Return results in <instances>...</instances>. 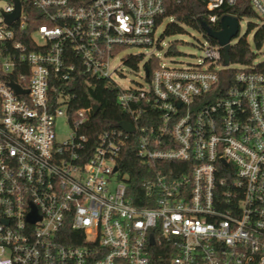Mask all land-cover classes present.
I'll use <instances>...</instances> for the list:
<instances>
[{
	"label": "built area",
	"instance_id": "obj_1",
	"mask_svg": "<svg viewBox=\"0 0 264 264\" xmlns=\"http://www.w3.org/2000/svg\"><path fill=\"white\" fill-rule=\"evenodd\" d=\"M17 1L8 23L16 2L0 0V264H264V71L224 66L205 36L198 65L150 70L151 54L147 86L121 89L110 61L159 46L164 0ZM199 1L213 25L238 1L264 17V0ZM99 84L134 130L114 123L90 152L96 103L74 104ZM129 144L155 172L148 206L118 166Z\"/></svg>",
	"mask_w": 264,
	"mask_h": 264
},
{
	"label": "trees",
	"instance_id": "obj_2",
	"mask_svg": "<svg viewBox=\"0 0 264 264\" xmlns=\"http://www.w3.org/2000/svg\"><path fill=\"white\" fill-rule=\"evenodd\" d=\"M165 15L164 17H172L175 22L170 23L164 30V35H173L181 33L182 29L179 23L190 26L194 29L201 31V21L210 25L212 30L219 29V24H211L208 21V17L204 8L203 2L199 0H164ZM224 13H230L237 18L242 16H254L255 14L247 5L238 1L237 5L222 9L219 11V15ZM202 32V31H201ZM255 45L260 48L262 40H264V27L258 29L254 34ZM168 53H175L169 50ZM230 60L233 63L251 65L255 55L250 51L249 46L244 38H241L235 45L230 46L229 50ZM139 57H130L125 61L127 65L135 67ZM159 64V60L152 56L147 62V67L151 70L153 67ZM257 70L264 71V61H261L255 65ZM80 98L75 102V107H88L92 103L99 105L98 111L91 116L86 130H83L84 135L88 138V146L91 149L95 144L98 134L103 130L112 126L114 123L120 122L126 119L124 113L115 104V93L111 88L99 84L96 89L92 87H79ZM134 144H129L122 152V159L119 161L118 166L123 173L127 174V190L131 195V201L138 207L148 206L145 202L146 193L143 188V184L147 177L154 175V171L143 165L140 160L135 157ZM169 165H173L170 163Z\"/></svg>",
	"mask_w": 264,
	"mask_h": 264
},
{
	"label": "rangeland",
	"instance_id": "obj_3",
	"mask_svg": "<svg viewBox=\"0 0 264 264\" xmlns=\"http://www.w3.org/2000/svg\"><path fill=\"white\" fill-rule=\"evenodd\" d=\"M175 22L172 17H165L161 25L157 28L155 38L159 39V46L153 47H138L128 46L121 49L115 57L110 61L112 69L116 70L112 74V80L121 89L146 87L143 64L148 61L151 54L155 56L160 63L168 67H187L196 66L199 64L203 55L202 45L207 44V39L203 32L194 29L190 26L179 23L182 32L173 35H164V30L170 23ZM238 32L230 40V46L235 45L241 38H244L249 46L250 51L255 55L253 65L264 61V40L258 48L254 42L255 32L264 27V17L261 16H242L238 20ZM175 53H168V51ZM142 55V61L135 67H131L122 61L128 55ZM230 68H239V65L230 64ZM55 139L62 142L69 138L71 127L68 125L65 117H60L55 121Z\"/></svg>",
	"mask_w": 264,
	"mask_h": 264
},
{
	"label": "water",
	"instance_id": "obj_4",
	"mask_svg": "<svg viewBox=\"0 0 264 264\" xmlns=\"http://www.w3.org/2000/svg\"><path fill=\"white\" fill-rule=\"evenodd\" d=\"M16 2V10L13 14L9 15L6 17V20L8 23L11 22V20L15 19L18 17L19 14V3L17 0H15ZM200 28L201 31L203 32V34L213 40H215L219 46H221V49L223 51V65L226 66L228 64V62L230 61V56H229V50H230V40L236 36L237 32H238V19L234 16L231 15H223L220 18V22H219V29L217 30H212V28H210V25H208L206 22L201 21L200 23ZM145 73L148 75V70H145ZM15 89L17 91H20L19 87L14 85ZM92 111L93 113L97 112L98 106L96 104L92 105ZM119 127H121L123 130H125L126 132H133V126L126 122V121H121L118 124ZM114 170H116V167L114 168ZM31 220H34V216L30 217Z\"/></svg>",
	"mask_w": 264,
	"mask_h": 264
}]
</instances>
